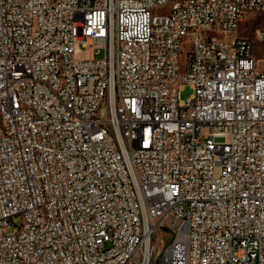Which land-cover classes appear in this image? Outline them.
<instances>
[{"label":"built area","instance_id":"obj_1","mask_svg":"<svg viewBox=\"0 0 264 264\" xmlns=\"http://www.w3.org/2000/svg\"><path fill=\"white\" fill-rule=\"evenodd\" d=\"M250 12L0 0V264H264Z\"/></svg>","mask_w":264,"mask_h":264},{"label":"rangeland","instance_id":"obj_2","mask_svg":"<svg viewBox=\"0 0 264 264\" xmlns=\"http://www.w3.org/2000/svg\"><path fill=\"white\" fill-rule=\"evenodd\" d=\"M257 28H264V12H250L248 17L240 23L238 35L247 37L254 41L253 54L255 58L259 59L260 67L264 69V42L256 39L255 31ZM93 54L95 57H102L104 55V51L100 50L98 53L94 51ZM21 224L22 217L15 216L9 229L12 230L15 227H20ZM162 235L165 240H171L169 234L162 233Z\"/></svg>","mask_w":264,"mask_h":264}]
</instances>
